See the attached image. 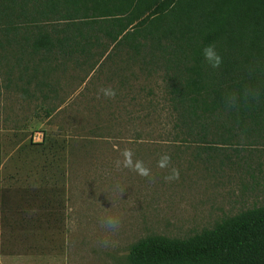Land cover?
I'll list each match as a JSON object with an SVG mask.
<instances>
[{"label": "trees", "instance_id": "16d2710c", "mask_svg": "<svg viewBox=\"0 0 264 264\" xmlns=\"http://www.w3.org/2000/svg\"><path fill=\"white\" fill-rule=\"evenodd\" d=\"M210 43L216 44L223 58L218 69L210 68L201 55ZM7 47L15 50L17 66L26 59L25 69L27 64L35 65L37 58L45 65L53 64L54 71L72 64L81 72L95 61L76 92L83 86V93L89 90L92 74L104 62H109L108 84H115L112 88L119 98L134 91V84L143 77L159 78L167 90L163 101L168 107L163 110L172 129L164 130L165 140L156 145H168L175 158L182 146L196 147V158L206 155L212 161L223 147L247 150L264 144V0H0V48L8 52ZM50 70L44 68L43 74ZM38 72L34 66L28 84L35 81L42 93L50 84L38 80ZM249 86L259 89L257 101L226 108V93H242ZM110 108L94 111V126H59L54 134L44 133L41 144L32 140L26 144L27 138H22L10 153L0 135L3 231L13 230L14 225L27 229L31 223L28 209L8 205L12 185L6 182L4 170L13 155H18L16 166H25V160L34 155L41 159L29 164L32 171L22 177L25 184L21 186L38 198L41 189L52 186V177H66L63 164L70 157L90 153L100 142L128 139L127 126L116 129L114 124L125 122L124 112L128 121L134 117L126 109ZM59 109L48 111L47 119L52 120ZM147 111L150 114L142 120L160 113L159 109ZM19 175L9 178L18 182ZM127 258L130 264H264V206L186 239L147 237L130 248Z\"/></svg>", "mask_w": 264, "mask_h": 264}, {"label": "rangeland", "instance_id": "374dc122", "mask_svg": "<svg viewBox=\"0 0 264 264\" xmlns=\"http://www.w3.org/2000/svg\"><path fill=\"white\" fill-rule=\"evenodd\" d=\"M7 49L5 52L0 48V135L8 153L22 138L30 143L35 133L54 134L59 126H94L92 115L98 108L126 109L134 120L128 121L124 112L125 122L115 123L114 127L127 126L128 139L100 142L90 153L70 157L63 164L66 177H52V186L41 189L38 198L22 191L21 186L25 184L22 177L32 171L30 165L41 159L34 155L24 159L25 166H16L18 155H13L4 170L6 182L12 185L8 205L28 209L31 223L27 229L14 225L13 230L3 231L0 221V264H130V248L142 239H186L213 229L224 219L264 206V144L247 150L223 147L212 161L206 155L196 158L198 149L193 146H182L176 158L174 150L166 149L168 145L157 147L156 142L165 140L161 136L167 133L164 130L172 129L163 110L168 107L163 101L167 90L159 78L143 77L134 84V91L111 99L110 104L103 96L97 99L99 88L115 87L107 81L109 62L97 68L98 72L92 74L93 83L83 93L84 86L75 90L95 61L85 65L83 72L72 64L54 71L53 64L45 65L38 58L35 65L27 64L30 66L25 69L26 59L17 66L12 54L15 50ZM34 66L39 67L38 80L50 84L42 93L35 81L28 84ZM44 68L51 70L43 74ZM59 107L61 112L48 120L46 113ZM154 109L160 113L141 119L150 114L147 110ZM139 133L143 138H137ZM15 134L21 136L15 139ZM125 148L132 149L134 160L143 161L151 169V177L114 169V161L121 158ZM165 153L171 156V167L179 169L176 181L165 182L170 169L157 167ZM18 173V182L9 178ZM108 214L121 217L122 226L115 233L100 226L101 217ZM11 217L9 221L13 223ZM105 239L111 241L107 247L102 243Z\"/></svg>", "mask_w": 264, "mask_h": 264}, {"label": "clouds", "instance_id": "9594fccd", "mask_svg": "<svg viewBox=\"0 0 264 264\" xmlns=\"http://www.w3.org/2000/svg\"><path fill=\"white\" fill-rule=\"evenodd\" d=\"M201 55L204 62L212 69H218L223 63V58L217 51V46L215 43H210L205 45L201 50ZM259 89L255 87H245L242 93L230 92L226 93L224 97V104L228 109L237 108L241 103H248L250 101H257L259 99ZM101 96L105 99H115L117 92L111 86L101 87L97 90V99ZM134 152L130 148H125L121 151L120 157L114 161V169L116 171H123L128 169L143 178L151 177V169L146 167L141 160H134ZM157 167L160 169H170L167 175L164 176L165 182H173L179 179L180 173L179 169L171 167V156L167 153L162 154L157 162ZM33 212L36 210L33 209ZM100 226L107 232L115 233L122 226V220L119 215H104L100 219ZM103 246L107 247L110 245L111 241L105 239Z\"/></svg>", "mask_w": 264, "mask_h": 264}, {"label": "built area", "instance_id": "2783aa9c", "mask_svg": "<svg viewBox=\"0 0 264 264\" xmlns=\"http://www.w3.org/2000/svg\"><path fill=\"white\" fill-rule=\"evenodd\" d=\"M32 141L34 143H42L44 141V134L43 133H35L32 137Z\"/></svg>", "mask_w": 264, "mask_h": 264}, {"label": "crops", "instance_id": "0c3cea01", "mask_svg": "<svg viewBox=\"0 0 264 264\" xmlns=\"http://www.w3.org/2000/svg\"><path fill=\"white\" fill-rule=\"evenodd\" d=\"M37 144H39V143H37ZM41 144V143H40Z\"/></svg>", "mask_w": 264, "mask_h": 264}]
</instances>
